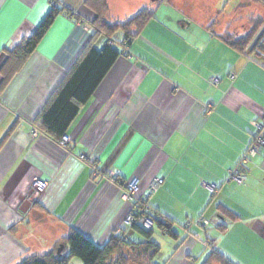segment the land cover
<instances>
[{"label":"crops","instance_id":"obj_1","mask_svg":"<svg viewBox=\"0 0 264 264\" xmlns=\"http://www.w3.org/2000/svg\"><path fill=\"white\" fill-rule=\"evenodd\" d=\"M177 1L107 0L110 21L145 7L155 18L81 107L64 148L39 115L84 49L102 47L96 14L86 0H0V264L51 252L71 228L104 245L156 178L164 183L148 207L177 233L160 231L175 244L167 264H204L213 251L232 264H264V147L245 166V184L231 179L257 134L253 123L264 127V61ZM55 6L64 12L13 76L8 53ZM134 179L131 204L122 190ZM36 180L46 190L31 203Z\"/></svg>","mask_w":264,"mask_h":264},{"label":"trees","instance_id":"obj_2","mask_svg":"<svg viewBox=\"0 0 264 264\" xmlns=\"http://www.w3.org/2000/svg\"><path fill=\"white\" fill-rule=\"evenodd\" d=\"M262 2L264 3V0ZM85 4L96 14V19L91 24L93 40L102 37L104 42L101 48L89 44L84 49L39 115L41 130L58 143L66 136L81 107L92 97L117 59L128 53L133 41L155 18V12L145 7L122 20L110 21L107 19L110 11L107 0H86ZM62 12H64L62 8L53 7L36 32L8 53L4 67H7L10 74L14 76L22 69ZM66 14L71 13L66 11ZM260 24L256 25V30L248 31L246 34L224 32L220 38L239 53H245L250 47L247 54L264 61V33L261 32L257 39L254 38ZM6 84L7 81L4 80L0 90L4 89ZM134 205L135 208L130 213L134 217L132 225L130 227L124 225L121 231L112 234L104 245L98 246L79 230L71 228L68 237L61 242L64 249L60 255L56 246L43 256H29L19 264H70L72 258L81 260L83 264H130L132 258L140 257L143 264H156L155 260L161 255L162 247L152 240L155 228L171 239H177L173 221L158 217L149 209L145 200ZM143 216L152 220L151 228H146L140 222ZM132 234H137L143 240H131ZM168 261L163 264H167ZM214 263L232 264L217 251H213L204 264Z\"/></svg>","mask_w":264,"mask_h":264},{"label":"rangeland","instance_id":"obj_3","mask_svg":"<svg viewBox=\"0 0 264 264\" xmlns=\"http://www.w3.org/2000/svg\"><path fill=\"white\" fill-rule=\"evenodd\" d=\"M116 0H111L112 6ZM181 1V2H180ZM177 1L181 6L182 11L187 15H195L199 20L205 19L209 22L213 21L214 18L218 20L221 30L236 34V32L247 33L248 31L256 30V25L260 24L259 30L255 34L254 38H258L261 32L264 33V3L263 0H180ZM165 7V6H164ZM164 9V8H163ZM225 10V11H224ZM221 12L222 23L220 24V18L217 17L218 13ZM188 17V16H187ZM194 22V21H193ZM246 50L245 52L249 51ZM136 198V196H135ZM140 202V201H139ZM146 228L147 225L143 224ZM131 240L141 241L142 237L134 235ZM154 242L162 247L161 255L155 260L156 264H163V262L169 260L173 253L174 243L167 236H163L162 233L155 228V233L152 238ZM172 244V245H171ZM61 245V244H60ZM60 245H57L59 248ZM56 248V249H58ZM204 257V256H203ZM201 263V262H200ZM199 263V264H200ZM70 264H83L81 260L72 258ZM130 264H143V259L132 258Z\"/></svg>","mask_w":264,"mask_h":264},{"label":"built area","instance_id":"obj_4","mask_svg":"<svg viewBox=\"0 0 264 264\" xmlns=\"http://www.w3.org/2000/svg\"><path fill=\"white\" fill-rule=\"evenodd\" d=\"M213 83L217 84L218 83V79H213ZM254 126L257 129V134L255 135V138L253 139L251 145L249 146L246 154L244 155L242 161L240 162L239 166L237 167V169L235 171H233L232 175H231V179L235 180L237 182V184L239 185H243L246 182V173L244 172L245 166L248 164V162L257 155V153L260 151V149H262L264 147V127L261 123L258 122H254L253 123ZM32 136L34 138H38L40 136V132L37 129L32 130ZM71 142V138L68 137L67 135L64 136L60 141L59 144L61 147H68L69 144ZM85 158V157H83ZM164 183V179L163 178H156L150 185L149 187V191L148 194L145 197V201L147 202L151 195H153L154 193H156L159 188L162 186V184ZM139 189V183L136 179L128 182L127 184L124 185L123 190H122V197L124 199V201H127L129 203H133L135 201V196L136 193L138 192ZM46 190V184H44L42 181L40 180H36L33 185H32V191L30 194V201L35 202L41 194H43V192ZM209 190L212 193L216 192V187L214 186H209ZM134 221V217L132 215H129L126 220L124 225L126 227H130L132 225ZM140 222L142 224L147 225L149 228H151L153 226V222L151 219H149L148 217L143 216L140 219ZM200 223H204L203 221H201ZM205 225V223L203 224Z\"/></svg>","mask_w":264,"mask_h":264},{"label":"flooded vegetation","instance_id":"obj_5","mask_svg":"<svg viewBox=\"0 0 264 264\" xmlns=\"http://www.w3.org/2000/svg\"><path fill=\"white\" fill-rule=\"evenodd\" d=\"M161 0H152V2H154V3H158V2H160ZM218 20H216L215 18H214V20L213 21H211V23H213V24H215L216 22H217ZM62 245V244H61ZM58 250V249H57Z\"/></svg>","mask_w":264,"mask_h":264},{"label":"water","instance_id":"obj_6","mask_svg":"<svg viewBox=\"0 0 264 264\" xmlns=\"http://www.w3.org/2000/svg\"><path fill=\"white\" fill-rule=\"evenodd\" d=\"M63 249H64V245L62 244V245H60V247L58 248L57 253L60 255Z\"/></svg>","mask_w":264,"mask_h":264}]
</instances>
